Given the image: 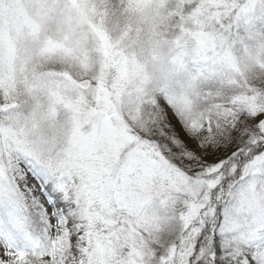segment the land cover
Returning <instances> with one entry per match:
<instances>
[{"label": "snow or ice", "instance_id": "6c2138e0", "mask_svg": "<svg viewBox=\"0 0 264 264\" xmlns=\"http://www.w3.org/2000/svg\"><path fill=\"white\" fill-rule=\"evenodd\" d=\"M0 264H264V0H0Z\"/></svg>", "mask_w": 264, "mask_h": 264}]
</instances>
